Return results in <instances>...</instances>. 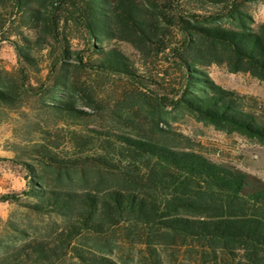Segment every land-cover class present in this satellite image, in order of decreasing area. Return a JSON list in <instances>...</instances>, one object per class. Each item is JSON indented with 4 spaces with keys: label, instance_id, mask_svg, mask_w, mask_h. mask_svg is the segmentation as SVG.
I'll return each instance as SVG.
<instances>
[{
    "label": "trees",
    "instance_id": "1",
    "mask_svg": "<svg viewBox=\"0 0 264 264\" xmlns=\"http://www.w3.org/2000/svg\"><path fill=\"white\" fill-rule=\"evenodd\" d=\"M206 1L220 13L209 18L191 13L187 18L175 12L176 0H0V31L7 23L8 9L35 30L33 39L22 37L21 43L14 44L20 64L16 73L0 69V113L18 108L29 90L38 88L25 69L36 65L35 51L55 43L56 58H51V51L48 55L49 71L56 69V78L42 94L43 102L62 119L87 115L78 107L74 84L68 79L66 59L71 57L74 67L83 63L80 52L69 47L75 36L66 34L67 26L73 25L97 55L91 68L96 74L137 78L128 56L96 43L125 40L143 55L167 50L177 59L182 78L174 106L217 129L264 141V125L246 110L243 96L215 83L202 68L225 64L231 72H248L264 81V22L253 29L242 9L256 0ZM172 26L179 33L176 42L171 40ZM84 105L94 106L89 94ZM161 121L168 123L167 118ZM148 129L146 133L138 128L135 135L116 134L113 139L95 130L94 136L70 131L68 139L76 153L95 148V156H85L93 159L88 170L79 166L80 156L59 155L55 150L59 137L48 130L33 127L31 132L38 138L27 139L22 147L13 143L14 158L26 151L24 155L34 160L23 162L28 173L24 206L37 214L55 215L64 225L53 239L27 238L23 227L6 221L0 264L60 263L68 253L81 264H112L80 239L121 224L142 226L150 233L163 230L226 251L239 247L249 264H263L264 181L179 148L170 142L175 139L171 130L158 122L152 121ZM110 179L116 185L103 186ZM0 201L19 202L20 196L4 193Z\"/></svg>",
    "mask_w": 264,
    "mask_h": 264
},
{
    "label": "rangeland",
    "instance_id": "2",
    "mask_svg": "<svg viewBox=\"0 0 264 264\" xmlns=\"http://www.w3.org/2000/svg\"><path fill=\"white\" fill-rule=\"evenodd\" d=\"M242 9L250 16L253 29L256 30L264 22V0L246 2ZM9 12L11 10L8 9L4 14L7 23L0 31V69L16 73L20 64L14 44L21 43L22 37L33 39L35 30L24 23L18 14ZM175 12L187 18L191 13L207 18L220 13L217 6L210 5L206 0H176ZM169 30L172 42L178 41L176 27L172 26ZM66 34L75 36L70 38L69 47L83 56L80 67H74L71 57L66 61L69 62L68 79L74 84L78 107L85 110L87 115L75 120L62 119L44 104L45 95L42 94L52 88L56 78V69L51 73L49 71L51 59L48 54L51 51V58H56L57 45L51 43L35 51L36 65L27 66L25 71L31 84L38 88L29 90L18 108L0 113V195L18 193L20 196L19 202L0 201V238L6 235L4 228L8 220L23 227L27 238L40 236L53 239L64 225L63 220L55 215L37 214L24 206L26 198L22 191L27 189L28 173L23 162L34 160L24 155L26 151H19V159L14 158L15 153L10 146L15 143L22 147L27 139L38 138L31 132L33 127L48 130L51 135L57 134L60 143L55 150L58 154L68 158L80 156L79 166L88 170L92 167L93 159L85 156H95V148L89 146L90 149L80 155L76 153L68 139L70 131L89 136L99 132L100 136L113 139L114 135L121 133L135 135L138 128L147 133L150 123L158 122L160 127L171 130V136L175 139L170 142L179 148L196 151L213 162L255 175L264 181V141L236 131L217 129L174 106L173 102L182 89V78L177 59L167 50L160 53L151 50L148 55H143L125 40L115 38L102 44L96 43V47L103 46V49L117 48L131 59L137 69V78L130 80L93 72L91 68L97 55L88 45L84 34L73 25L67 26ZM202 68L215 83L243 96L246 110L254 113L264 125V81L248 72H231L225 64L212 63ZM73 69L76 70L71 71ZM86 94L90 95L94 106L84 105ZM124 117L129 119L125 120ZM161 118H167L168 123L164 124ZM152 136L159 138L155 133ZM112 184L116 185L110 179L103 186ZM74 188H80V185L75 184ZM80 241L94 253L110 259L112 264H249L245 251L239 247L226 251L217 245L184 240L163 230L150 233L142 226L128 224L118 225L100 234H84ZM49 264L81 263L68 253L60 263Z\"/></svg>",
    "mask_w": 264,
    "mask_h": 264
}]
</instances>
